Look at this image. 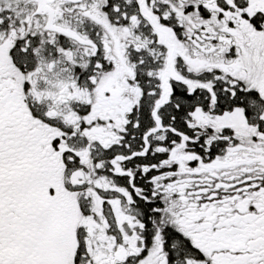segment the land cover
Returning <instances> with one entry per match:
<instances>
[{"label": "snow or ice", "instance_id": "snow-or-ice-1", "mask_svg": "<svg viewBox=\"0 0 264 264\" xmlns=\"http://www.w3.org/2000/svg\"><path fill=\"white\" fill-rule=\"evenodd\" d=\"M0 264H264V0H0Z\"/></svg>", "mask_w": 264, "mask_h": 264}]
</instances>
